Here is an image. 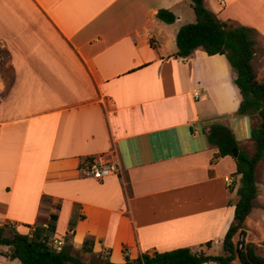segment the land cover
<instances>
[{
  "label": "crops",
  "instance_id": "obj_1",
  "mask_svg": "<svg viewBox=\"0 0 264 264\" xmlns=\"http://www.w3.org/2000/svg\"><path fill=\"white\" fill-rule=\"evenodd\" d=\"M203 4L252 28L256 55L264 0ZM194 21L189 0H0V225L26 233L56 214L50 240L86 262L123 263L124 250L222 253L240 175L233 156L214 157L208 129L227 125L251 154L255 116L237 114L224 55H174L179 27ZM97 155L118 172L85 175L83 159ZM255 180L244 241L264 257V156ZM0 264L21 263L0 254Z\"/></svg>",
  "mask_w": 264,
  "mask_h": 264
},
{
  "label": "trees",
  "instance_id": "obj_2",
  "mask_svg": "<svg viewBox=\"0 0 264 264\" xmlns=\"http://www.w3.org/2000/svg\"><path fill=\"white\" fill-rule=\"evenodd\" d=\"M189 2L195 21L179 27L175 37L177 50L174 55L185 58L197 48L208 55H224L235 74L233 82L241 95L237 114L257 117L250 127L251 154L238 150V155L234 158V174L240 175L239 197L234 205L233 219L222 239V253L212 255L202 248L180 247L162 252L142 253L134 259L125 257L123 263H114L108 259L86 262L70 251L69 244H64L59 249L51 245L49 235L53 233L57 219L56 214H51L46 227L36 226L26 233L18 231L9 223L0 225L1 255L18 259L21 264H264V257L255 253L254 244L239 239L245 235L244 221L257 196L255 169L264 156V83L256 79L252 66L256 44L254 31L233 21L217 18L204 6L203 0ZM156 17L165 23H172L176 18L165 9L158 10ZM209 129L207 140L217 148L215 158L232 156L233 149H239L238 142L227 125L213 123ZM91 245L92 240L87 238L81 250L91 252ZM205 246L209 247L210 242L205 243Z\"/></svg>",
  "mask_w": 264,
  "mask_h": 264
},
{
  "label": "built area",
  "instance_id": "obj_3",
  "mask_svg": "<svg viewBox=\"0 0 264 264\" xmlns=\"http://www.w3.org/2000/svg\"><path fill=\"white\" fill-rule=\"evenodd\" d=\"M220 3H223V0H217ZM193 95L197 96L198 93L194 92ZM81 170L94 179L102 180L103 178L115 174L118 172L119 165L114 160H106L102 155H97L93 157H88L83 159L81 163ZM227 184L230 185V180L227 179ZM240 240H244V237L241 236ZM62 242L56 239H51V245L59 249L61 247ZM124 254L127 257L128 253L124 250Z\"/></svg>",
  "mask_w": 264,
  "mask_h": 264
},
{
  "label": "rangeland",
  "instance_id": "obj_4",
  "mask_svg": "<svg viewBox=\"0 0 264 264\" xmlns=\"http://www.w3.org/2000/svg\"><path fill=\"white\" fill-rule=\"evenodd\" d=\"M252 66L254 69L256 79L259 82L264 83V44L260 45L257 48L256 55L254 56V59L252 61ZM6 74H7V76H10L9 71ZM255 118H257V117L255 116ZM216 252L218 254V251H216ZM91 262H97V260L92 259Z\"/></svg>",
  "mask_w": 264,
  "mask_h": 264
},
{
  "label": "water",
  "instance_id": "obj_5",
  "mask_svg": "<svg viewBox=\"0 0 264 264\" xmlns=\"http://www.w3.org/2000/svg\"><path fill=\"white\" fill-rule=\"evenodd\" d=\"M210 132V129H208V133ZM237 155H238V149L237 148H235V149H233V151H232V156L233 157H237Z\"/></svg>",
  "mask_w": 264,
  "mask_h": 264
}]
</instances>
